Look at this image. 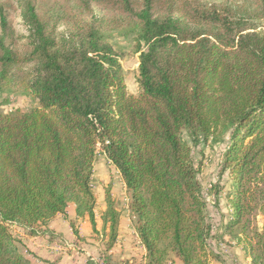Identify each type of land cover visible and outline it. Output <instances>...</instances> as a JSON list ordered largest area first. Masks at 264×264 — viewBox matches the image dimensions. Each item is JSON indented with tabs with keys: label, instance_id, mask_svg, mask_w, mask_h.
I'll return each mask as SVG.
<instances>
[{
	"label": "trees",
	"instance_id": "1",
	"mask_svg": "<svg viewBox=\"0 0 264 264\" xmlns=\"http://www.w3.org/2000/svg\"><path fill=\"white\" fill-rule=\"evenodd\" d=\"M74 2L90 21L59 40L48 11L23 0L24 53L0 10V89L20 79L39 102L29 111L0 110V264H31L14 224L53 239L52 219L74 204L96 230L100 151L124 180L145 263L168 264L175 255L182 264H209L212 224L190 141L219 130L230 132L220 173L233 181L224 228H241L252 264H264V220L252 228L264 217V32L242 26L232 0ZM252 2L264 18V0ZM100 16L136 34L137 96L127 90L121 54L97 26ZM110 194L108 249L120 221Z\"/></svg>",
	"mask_w": 264,
	"mask_h": 264
},
{
	"label": "rangeland",
	"instance_id": "2",
	"mask_svg": "<svg viewBox=\"0 0 264 264\" xmlns=\"http://www.w3.org/2000/svg\"><path fill=\"white\" fill-rule=\"evenodd\" d=\"M34 1L39 8L47 10L48 14H50L49 27L53 29L54 35L59 40H66L68 36L75 34L78 29L85 28V24L90 21V18H85L79 12V8L74 0ZM219 1L216 0V2ZM22 2L23 0H0V10L3 9L8 14L9 25L13 32V45L17 46L20 53H24L27 50L26 36L29 34L28 28L24 24L21 16ZM229 5L233 8V13L241 19L242 26L258 32H264V18L258 15L256 4L252 0H232ZM99 19H101V24L98 23L97 26H101L105 40L121 54L122 74L127 90L129 94L137 96L140 93V86L138 83L139 53L136 51V34L131 29L116 27L108 18L100 16ZM37 106H39L38 100L22 89L20 79L0 89V110L2 112H10V110H14L15 108L29 111ZM190 144L193 148L197 163L202 162L199 177L208 201V217L212 224V235L209 238L208 246L209 253L212 252L211 254H213L209 255V264H212L214 260L220 261L214 255L222 256L224 250H227V247L230 246L242 247L244 239L246 243L249 238L243 234L239 227H232L229 230L224 228V220L229 219L233 212L231 204L229 203L231 201L229 194L233 189V181L227 172L220 173L224 151L230 145V132L228 130H219L208 141L202 140L197 145L190 141ZM92 182L94 194L97 196L104 193V191L112 192L113 188L119 189L122 192V197H119L120 199L117 196L114 198L113 194H110L113 205L116 207V203L120 201L118 204H120L122 211H119V214L121 215L123 211H126L125 216L130 218L135 228L136 216L131 209V198L124 180L119 170L107 160L101 151L97 154ZM263 220V215L254 217L252 219V228L261 230ZM71 222L70 226L72 227ZM73 224H75L74 228L79 233L77 224L75 222ZM74 228H72L73 233ZM12 230L17 236L21 235V231H19L16 224L13 225ZM102 232L103 234L106 232L105 228ZM47 235L50 237V234ZM109 236L110 232L105 233L102 237L99 236L101 241L100 255L97 258L87 257L86 264H88L89 260L97 261L99 264H119L121 262L114 258L113 250L117 242L111 249H108ZM225 236L228 238L227 241ZM53 239H60L62 241L61 243L66 245L69 251L74 250L78 253L85 254L83 246L78 242L74 244V247L70 248L65 242L64 236L55 235ZM75 240H80L79 234L75 236ZM229 240L234 242L233 245ZM169 261L168 264H182L180 259L175 255Z\"/></svg>",
	"mask_w": 264,
	"mask_h": 264
},
{
	"label": "crops",
	"instance_id": "3",
	"mask_svg": "<svg viewBox=\"0 0 264 264\" xmlns=\"http://www.w3.org/2000/svg\"><path fill=\"white\" fill-rule=\"evenodd\" d=\"M106 192L104 191V193L98 196L95 195L96 207L94 212L96 230L93 228L89 215L79 217L76 214L74 204L68 207L66 215L57 214L50 223V228L56 234L64 236V240L70 248L74 247V244L78 242L83 246L85 254L78 253L74 250L69 251L67 246L61 243L62 241L60 239H52L47 234L28 236L24 228L17 226L19 231H21V235H19L21 239L20 249L30 258L31 264H50V262L55 264H86L87 257L97 258L100 255L101 246L99 236L102 237L105 233L110 232V222H104V214L108 207ZM110 193L113 194L114 198L115 196L118 199L122 197V192L119 189L113 188ZM118 203H116L115 208L118 211H122ZM125 215L126 211H123L120 215L118 241L113 250L114 258L121 261L119 264H146V248L141 243L130 218ZM71 221L77 224L81 241L75 240L76 235L72 232V227L70 226ZM104 228L106 232L103 234L102 230ZM225 238L227 241L228 238L226 236ZM229 241L233 245L234 242ZM217 258L220 261L214 260L212 264H252V258L240 246L227 247V250H224L222 256L218 255Z\"/></svg>",
	"mask_w": 264,
	"mask_h": 264
}]
</instances>
